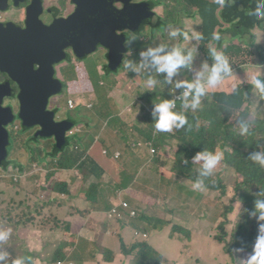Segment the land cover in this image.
Segmentation results:
<instances>
[{
	"label": "rangeland",
	"instance_id": "374dc122",
	"mask_svg": "<svg viewBox=\"0 0 264 264\" xmlns=\"http://www.w3.org/2000/svg\"><path fill=\"white\" fill-rule=\"evenodd\" d=\"M172 5L166 3L165 5L157 7L156 17L157 21H168L169 14L172 12ZM179 28L182 32H188L189 36L193 31L199 32V25H203V20L198 17L197 19H184ZM257 24V26H256ZM254 26V39L257 43L264 42L262 35L264 34V29H258V27L263 26V23L257 22ZM202 28V27H201ZM157 31L153 33L154 37H157V42L162 41L161 34L165 33L161 30V26H157ZM203 39L196 41L194 45V56L191 66L183 68L182 70V80L193 81L191 76L186 73H192L193 77L201 71L202 65L208 63L211 66L213 58L208 57V53L211 55V48L216 47L217 43L212 44L207 32L201 33ZM169 36V35H168ZM141 35H133V39L129 40L126 44L128 48L126 60L136 59L140 57L138 39ZM170 37V36H169ZM227 39L232 38V35L227 34ZM184 41L183 36L177 38H172V42L176 43L180 40ZM252 39V38H250ZM193 39L187 40L190 46L193 43ZM249 40L235 39L233 41L223 42L217 50H226L227 47H236L245 49L243 55L239 56L242 65L238 63L237 68L234 69L236 73H243L246 76L259 74V70L262 69V63L259 58H253L249 51L251 47L247 43ZM108 50H100L95 53L94 56L88 58L85 63H81L80 67L84 68L87 65L88 72L91 73V78L94 83L100 82V75H96V70L101 69L102 66L106 65L104 54ZM109 58V57H108ZM110 61V60H109ZM86 64V65H85ZM138 66V65H137ZM62 68V73L64 72V80L66 84L70 81L78 80V74L75 69H65ZM110 70H113L111 61L109 62ZM65 69V70H64ZM197 70L194 74L193 72ZM64 70V71H63ZM133 71V70H132ZM141 71V70H140ZM140 71H135L136 77L133 80L127 82V78L120 76V83L116 101L126 107V115L124 119L129 123L145 124L149 120H152L153 113L150 111H142L140 109L134 110L130 106L135 103V98L132 96V92L135 90L138 84H143V79L140 76ZM109 72V71H108ZM80 74V72H79ZM234 75V76H235ZM61 76V75H60ZM78 87H70L68 84L67 92L63 95V101L57 105L58 113L56 114V120L64 122L65 119H70L71 115L67 113L68 100L72 99L75 105H82L83 109L72 110L71 113L74 116L76 114L77 120H79V115L81 116L82 126H75V130L79 129V135L81 136H93L94 138L102 139L103 143L99 144L97 147L90 149V152L102 161H108L106 158V150L109 147H113V153H120L118 160H122L125 157H133L139 159L143 156L147 163L152 162V157L154 156V150H149L145 147V142L142 145L125 146L122 139H135L139 140V133L134 125L126 124L121 132L111 129L108 126L107 121H100L97 118L87 124L88 119L84 118V115L88 113V108H93L92 105L83 104L85 100L83 94L77 91ZM176 88H174L175 90ZM256 92V91H255ZM125 94L126 97L131 100L124 103L122 97ZM258 93V92H257ZM57 101V100H56ZM55 101V102H56ZM257 97L253 98V105H247L244 109H236L231 107L229 109L230 119L229 121L223 123L221 119L212 121L211 119L205 120L204 117L199 119V128L196 129L195 134H205L207 137L211 138L217 142L215 149H206L209 151H218V148L224 147V141L222 139L223 129L219 128V125L223 123L226 127H232L231 133L234 134L231 142L228 146L224 147L226 150H230L234 153L235 157L231 158L230 161L223 160L221 162V171H214L212 176L209 178L214 179L215 183L220 181L221 184L218 188H214L210 191V187L203 181V186L206 191L193 190L192 185L199 180V169L201 164L196 166L193 164L191 170L192 179L187 182L189 188L188 190H177L168 191L166 189H160V194L154 192L149 184L151 182L159 183L160 176L152 172L146 165L142 166L137 160L130 163L132 171H141L138 174L130 173L125 171L124 179L122 182L116 184L111 182L110 178L103 176L101 179L95 180L91 175L88 177V181L85 180L84 184L74 183L69 176V171L67 173L68 179V191L67 200L63 201L59 198L58 188H54L57 181H61L65 178L64 174L60 171H53L52 169H46L38 166L37 164H31L33 159L41 160L45 159L44 165L51 163V157L41 155L42 151L47 153L52 152L53 141L46 140L42 138L38 143H34L30 140V145L24 146V143L29 136V134H24L18 137V143L13 144L11 155L9 161L13 164L4 170L0 168V227L11 228L12 235L9 240L0 246V251H5L9 253L8 260L11 262L13 259L18 257H24L26 261L28 259H33L34 264H46L47 260H51L56 254L53 253L55 247L61 241H67L69 234H66L62 229L58 233H47L39 231L33 227H30L29 221L33 220L40 221L42 216L38 214L37 206L43 203L45 206L53 205L54 201L58 203L61 207L56 211L57 216L63 218L67 217L68 208L70 206H81L84 208L85 201L81 198L84 193H88L91 189V185H96L98 189V205L107 204V202L112 205L109 210L105 206H101L99 209L96 207L92 210V214L88 218L75 217L71 220V233H81L83 235H94L96 232L103 230L106 227H111L113 221L116 218L124 217V208L131 213L133 218L138 216L137 212H141L144 220L143 227L151 228L149 220L151 217L158 218L163 224H165L167 231H171L174 227L185 230V232H178L179 246L177 247L178 254L185 249L186 240L190 237L187 231L196 229L198 235L202 238L199 240L192 241V249H188V254L185 255L179 262V264H242L243 260L247 258L248 255L244 254L241 250L232 252L231 248L236 241V234L230 231V225L232 223L239 224L244 221L243 216L246 214L245 202L239 198L238 190L242 185H248L250 183L249 176L244 172L240 171L236 164L245 163L250 161L247 154L244 153L242 158H237L236 147L240 146V139L238 134L240 131V124L247 123L250 126L249 134L242 139L244 147L247 145L248 138L252 135L250 132L254 131V124L249 117L253 113L252 110L257 105ZM201 109V107L199 108ZM196 112V111H195ZM203 113V111H202ZM224 119V118H222ZM90 124H95V129H89ZM141 128L144 126L139 125ZM255 141L249 143L253 148L256 143H260L264 146V137H260L256 132ZM31 138V136H30ZM72 143L75 142L74 138ZM196 140V137H193ZM171 144H174V140H168ZM201 143L199 142L198 145ZM10 151V149H9ZM35 153V155H32ZM226 152L223 153V158H226ZM192 162V161H191ZM252 162V161H250ZM193 163V162H192ZM24 166L25 170L21 171L20 168ZM125 166L127 163L125 161ZM95 166L90 165L87 167L86 172L88 175L95 170ZM54 172L50 179L47 176ZM264 176V172H263ZM93 179V184L92 180ZM84 180V178H83ZM13 181L14 184L11 182ZM53 189V190H51ZM194 193V194H193ZM40 198L42 199H39ZM58 197L57 200H54ZM164 197H168L170 201L167 203L164 201ZM175 199L177 201H175ZM42 209V208H41ZM47 216L44 217L46 219ZM68 218V217H67ZM111 218V221L108 219ZM250 220H252L250 218ZM137 230L144 231L137 226L130 223H115L106 233L103 235L100 242H94L101 252H97L96 249L94 253V262H88L87 264H103L105 260V255L108 249H111L115 253L117 262L112 264H127L126 257L136 261V254L140 253L142 249H135V253L130 251L134 250L135 237L139 238L135 234ZM254 231V230H253ZM168 232H158L157 237H153L152 233H148L149 240L154 247L160 245L162 248L167 245L168 242ZM100 233V232H98ZM97 233V234H98ZM213 234V236L210 235ZM95 248V246H91ZM173 246L168 248V251L173 250Z\"/></svg>",
	"mask_w": 264,
	"mask_h": 264
},
{
	"label": "trees",
	"instance_id": "16d2710c",
	"mask_svg": "<svg viewBox=\"0 0 264 264\" xmlns=\"http://www.w3.org/2000/svg\"><path fill=\"white\" fill-rule=\"evenodd\" d=\"M153 1L157 3L156 0ZM171 2L174 3L176 7L172 8V12L169 14L168 21H164L163 24L172 23L175 25H180L183 22L181 18L185 16H188L194 20L200 17L203 20V25L202 28H200L199 33L207 32L210 39L212 40V44L217 43L216 48H219L223 42L228 43L229 41H233L235 39L249 40L247 43L251 49L248 51L253 58H259V61L262 63L263 67L259 70V74L264 76V46L255 43V39L252 35V33L255 31L254 25L257 22L264 24V21H258L254 16L249 14L250 11L254 9L253 6H255L256 0H234L230 5L226 4L223 8L211 0H171ZM155 6V4H152V7ZM258 29L263 30L264 27L260 26ZM213 32L220 33V41H214L212 39ZM153 33L154 32H150L147 34L144 42H141L140 39H138L140 53L147 51V49L150 47L154 48L160 46L157 42V37H154ZM227 34L232 35V38L228 39L229 41L225 40L227 39ZM262 39H264V34L262 35ZM181 41H183V39ZM195 42L196 40L193 41L191 49H194ZM174 44L175 43L172 42V39H169L167 44L168 49L170 50ZM99 49H97V51ZM219 51H222L229 57L232 71L235 69L238 63H243L239 56L247 52L245 49L232 46L227 47L225 51L221 49H219ZM92 55L94 54L88 55L84 58H78V63H73L65 68L71 70L75 69L78 74V80L70 81L65 86L68 87L69 84L70 87H78L77 91L83 94L85 98L83 104H87V108L89 105L93 106V108H88V113L84 115V118L88 119L87 124L91 123L94 118H97L103 122L107 121L109 128L115 129L118 132H121L126 124L134 125L136 130H138L140 139L135 140L125 138L123 140L122 138L124 136L122 135L121 140L125 143V146L136 145V147L145 142V147H147L149 150H154L152 162L147 163L143 156H140L139 159L130 156L125 157L122 160L115 161L113 159L114 153L112 146L107 149L109 154L106 155V158L108 161H102L93 155L90 152V149L103 143V140L96 139L90 135L81 136L79 135L80 131L78 129V131L73 135L68 133L69 138L67 140V145L66 142H64L60 148L55 146L50 154L46 151H42L40 153L41 155L51 157V163L44 165L43 163L45 162V159H42L41 162L40 160L38 161L33 159L31 164H37L40 167L52 169L54 172L60 171L61 173L75 169L73 172L78 175L79 173L77 171H79L82 177L73 175L72 181L80 185L84 184L85 180L88 179L90 175L96 179H101L103 176H107L110 178L111 182L118 184L123 181V172L125 171H129L130 173L134 174L140 173V171L137 172L131 170L130 163L134 160H137L140 165H146L152 172L160 176L159 183L151 182L149 184L150 188L154 192L160 194L159 191L162 188L168 191H177L183 189L188 190L189 186L187 182L191 181L192 179L191 170L193 168V164L195 166L197 165V163L194 162L195 155L199 152L205 151L206 149H215L217 146V142L207 137L205 132L203 134H195L196 129L199 128V119L201 117H204L205 120L209 118L212 121L221 119L223 123H225L230 119V117H226V119L225 116L229 114V109L231 107L242 110L247 105L252 106L253 102L251 101V98L253 99L254 97H257L258 99L257 105L253 109H251V107L249 108V110L253 111L251 117L249 118L254 121V131L250 132L252 135L248 138L247 145L245 147L242 143V139H244L245 136L238 134L241 145L236 147V156L237 158H242L244 153H246L247 157H249L253 151L264 150V146H262L260 143H256L253 148L249 144L255 141V132L260 137H264V97H261L259 93L255 92L252 86L249 84L252 76H246V74L243 73H236L235 76L226 77L221 85L217 86V88L213 90H209L208 94L201 99V109H197L196 112L188 110L185 113L189 124L191 125L190 128L186 125L185 128L179 130L174 129L171 133H160L157 132L154 127L155 118L149 120L145 124L127 122L124 119V116L126 115L125 111L128 105L123 106L116 101L118 93L121 92L117 89L120 83V76L126 77L127 82H129L130 79L133 80L134 77H136V73L135 71H132V68L126 69L124 67L125 61L128 60H126V58H122L120 66L116 69L115 60L112 62V59H110L114 69L110 70L109 68V72L106 68L104 70L97 69L96 75H100L101 80L100 82L94 83L91 78V73L87 70V65L85 64L86 66L84 68L80 67V64L85 63V61L88 59L87 57L91 58ZM108 57L111 58V56ZM208 57L212 58L210 52L208 53ZM129 62H131L134 66H137L142 61L141 58L138 57L134 60L130 59ZM212 63H214V60ZM140 70V76L143 79V84H138L135 90L131 93L135 98V103L130 106L132 109H140L145 112L150 111L153 113L155 103L160 102V100H175L174 85L175 82L178 81L177 75L173 77L172 83H167L165 74L156 73L154 69L150 68H142ZM196 72L197 70L195 69L193 73L195 74ZM186 74L189 75L188 78H190V76L192 79L196 78L192 76V73L190 75V72ZM149 76L156 78L158 81V85L153 90H148L144 87V80H146ZM179 90L181 93H183V89ZM64 92L66 93L67 89ZM122 99L124 103L131 100L130 98L126 97L125 94L123 95ZM182 104L183 101L178 103L175 109L177 112L182 111ZM77 109L81 110L83 109V106L81 104L79 106L75 105L74 110ZM69 122V131L74 129V127L77 125H79V127L82 126L80 115L79 120H77L76 114L74 116L71 115ZM223 123L219 125V128L223 129L222 139L224 141V147H226L230 144L232 140L231 138L234 137V134L231 133L232 127H226ZM139 125L144 126L145 129L141 128ZM88 127L89 129H95L96 126L95 124H90ZM27 130L28 129L23 127V131L19 136H22ZM193 137H196L195 141L193 140ZM71 138H74V143H72ZM171 139L174 140V144H171L168 141ZM199 142L201 143L200 145H198ZM14 143H18V137L16 136L10 142L9 157L11 155ZM28 145H30V135L27 137L24 143L25 147ZM65 146L66 148L62 150V148ZM224 147L218 148V151L222 153L226 152L227 154L226 158H223L222 161H230L231 158L235 157V155H231V153L234 152L228 149L226 150ZM32 155H35V153H32ZM9 157L3 162L4 165L2 166V169L4 170H8V168L13 164V162L9 161ZM125 161L127 163V167L125 166ZM90 165H93L96 168L88 175L86 169ZM236 167L249 176L250 183L248 185H242L238 190V196L245 202L246 206V214L243 216V218H247H244V221L240 222L239 224L234 222L230 225V231L236 234V241L235 244L229 249L232 252L241 250L244 254L249 255L257 238L259 225L260 223H264L258 221L257 216L253 215V213L256 211L255 201L257 199H264V196L260 195V193L264 192V168H261L250 161L242 163L241 165L237 163ZM20 170H25V167L22 166ZM216 171H221V163L218 165ZM54 172L49 174L47 179H50ZM198 179H203V181L210 187V191H212L214 188H218V186L221 184L220 181L215 183L214 179L212 178L201 177L200 171ZM11 183L14 184L13 181ZM54 188H58L59 194H69L68 181L66 182L65 179L57 181V184ZM81 198L85 201L84 208H81V206H70L67 212L68 218H61L57 216L56 211L61 207L57 202L54 201V204L49 206H45L43 203H40L37 206V210L38 214L42 216V219L40 221H36V219L33 217V220L29 221L30 227H33L39 231L58 233V231L62 229L66 234L71 236L67 241H61L55 247L53 253L56 254L51 260H47L46 264H58V262L63 261L67 263L75 262L77 264H87L88 262H94L93 255L95 252L93 251L96 249L97 252H101V248L95 245L94 242L99 243L102 236L106 235L108 230L115 223H118L119 221L122 222L120 218H116L111 224V227H106L103 230L98 231L100 233L96 232L94 235L71 233L72 218H88L92 214V210L98 205L99 198L97 186L91 185L90 191L88 193H84ZM39 199H41L40 196ZM163 199L167 203L170 201L168 197H164ZM175 201L177 200L175 199ZM45 216H47L46 219H44ZM250 218L252 220H250ZM108 221H111V218L108 219ZM128 221H130V218L127 215L126 222ZM143 221H145L144 217L142 213L139 212L138 218L136 220H132L130 224H133L144 230H137L138 232L152 233L153 237L155 238H158V232H168L165 224H163L158 218H150L148 222L151 228L145 229L143 227ZM180 231L185 232V230L179 229L177 227H174L171 231H169L167 245H165L163 248L160 245L154 247L148 239L149 236L145 237L144 234L137 235L139 238L135 237L136 242L134 245V250L130 252L134 254L135 249L137 248L142 249V251L135 256L137 262L126 257L125 260L127 264H172L174 259L178 256L177 247L179 246L178 241L180 238L177 234ZM186 233H188L190 237L185 243V255L188 254L189 248L192 249V241L202 238L201 235H198L196 229L187 231ZM210 235L213 236L212 233H210ZM91 246H95V248L93 249ZM172 246L174 247L173 250L168 251V248ZM107 253L108 255H105V260L107 263L111 264L117 262L113 250L108 249ZM8 264H11L9 260ZM26 264H34L33 259H28Z\"/></svg>",
	"mask_w": 264,
	"mask_h": 264
},
{
	"label": "flooded vegetation",
	"instance_id": "af4514ba",
	"mask_svg": "<svg viewBox=\"0 0 264 264\" xmlns=\"http://www.w3.org/2000/svg\"><path fill=\"white\" fill-rule=\"evenodd\" d=\"M156 1L158 5L153 0H133L131 4L150 2L156 5L154 7L156 12L157 7L164 5V0ZM126 4H129L126 0H116L114 8L122 10ZM78 8V0H0V103L5 109L11 108L14 115L0 109V132L4 135V122L14 118L6 127L10 142L15 136L19 137L24 127L28 129L24 134H29L30 140L35 143L42 138L51 140L54 144L52 150L55 146L60 148L64 142L67 145L70 125H65L55 117L58 113L57 105L63 101V95L66 94L64 91L67 89L62 68L78 63V56L72 48L66 49L68 58L54 65L55 75L51 79V66L58 58L45 57L41 43L39 55L33 54L31 35H34L32 37L34 42H41L47 31L53 30L58 23L70 19ZM146 27L151 32L158 30L157 26ZM146 32L147 29H137L133 32L127 31L126 34L129 39H133V35L139 33L141 35L139 39L143 42V34ZM100 50L105 49L100 48L97 52ZM104 57L107 64L101 69L106 68L109 71V60L113 56L108 58V52H105ZM31 73L40 80L42 78L46 80V82L43 80L44 83L39 82V86L35 88L42 90L41 96L28 93ZM57 79L63 82L64 91L56 96H45V83H50L55 89ZM66 111L70 112L68 109ZM64 122H67V119ZM24 124L32 126L27 128ZM36 124L37 126H34ZM65 148L66 146L62 150ZM3 165L4 163L0 164V168Z\"/></svg>",
	"mask_w": 264,
	"mask_h": 264
},
{
	"label": "clouds",
	"instance_id": "9594fccd",
	"mask_svg": "<svg viewBox=\"0 0 264 264\" xmlns=\"http://www.w3.org/2000/svg\"><path fill=\"white\" fill-rule=\"evenodd\" d=\"M212 2L218 4L221 8L225 7L226 4L230 5L234 0H211ZM150 3V2H148ZM166 3H170L175 8L176 5L171 2V0H164V5ZM152 5V3H150ZM254 9L250 11V15L254 16L258 21H264V0H256ZM154 10V8H153ZM155 12V10H154ZM184 19H192L188 16L183 17ZM159 21L153 26H161V30L165 33V35H160L162 41L158 42L159 47H150L147 51H143L140 53L141 63L138 66H134L131 62L125 61L124 67L132 68L133 71H140L142 68H150L154 69L156 73L165 74L166 82L172 83L173 77L177 75L178 81L175 82V100L164 99L160 100V102L155 103L153 108V117L155 118V130L160 133H171L174 129L179 130L185 128L187 125L189 128L191 125L189 124L188 118L186 116V112L188 110L196 111L201 107V99L205 97L209 90H213L217 88V86L221 85L226 77L234 76L235 72L232 71L231 63L229 57L225 55L222 51L217 50L216 47L211 48V55L214 60V63L209 66L208 63H204L202 65L201 71L196 74V78L193 81L185 80L183 81L182 70L183 68L189 67L192 64L194 49H191L187 40L193 39L196 41H200L203 39V36L199 32L193 31L191 36H189L188 32H182L179 28L180 25H175L172 23H165ZM164 25V26H163ZM148 25H144L139 30L147 29V32L143 34V42L146 39V35L151 31ZM163 26V28H162ZM199 27H196L199 29ZM155 32V31H154ZM170 37H169V36ZM183 36L184 41H178L174 44L171 49H168L169 39L177 38L179 36ZM249 35V34H248ZM254 37V35H253ZM212 39L214 41H220L221 35L219 32L212 33ZM132 40L128 38V41ZM228 40V39H225ZM229 41V40H228ZM255 43L257 40L255 39ZM258 45H263V42L257 43ZM187 49V50H186ZM127 55V54H126ZM125 55V58H126ZM242 65V64H240ZM238 66V65H237ZM237 66L235 68H237ZM263 68V67H262ZM249 84L252 86L253 90L258 92L261 97H264V76L260 74H256L252 76L249 81ZM158 85V81L156 78L149 76L146 80H144V87L148 90H153ZM179 89H183V93L180 92ZM190 98V99H189ZM72 99H69V101ZM68 101V110L69 114L72 115L71 111L75 109V102L73 101V108H70ZM182 111L177 112L175 109L179 102H182ZM253 102V99L251 98ZM229 118L230 114H227L225 118ZM226 118V119H227ZM69 121V119H67ZM72 129L70 132L74 131ZM78 131V129H76ZM74 131V132H77ZM250 126L247 123L240 124L239 134L241 136H246L249 134ZM69 132V134H70ZM143 146V144H141ZM108 151L106 150V155H108ZM120 157V153L116 156V153L113 156V159L117 161ZM223 159V153L220 151H209L205 150L199 152L194 157V162L197 164H201L199 169L201 177H209L214 174V171L217 169L218 165L221 163ZM250 161L254 164L258 165L261 168H264V150L261 151H253L251 155L248 157ZM202 162V163H201ZM193 190L206 191L203 186V179L197 180L192 185ZM261 196H264V192L260 193ZM60 199L66 200L67 194L62 193L59 194ZM58 199V197H57ZM56 197L54 200H57ZM255 212L253 215L257 216L258 221L264 222V199H257L255 201ZM139 215V212H137ZM129 216L130 221L126 222V216ZM133 218L131 213L124 208V217L120 218L122 223H131L132 220H136ZM120 222V221H119ZM136 235L144 234L145 237H148V233H141L136 231ZM12 235V229L0 227V246L5 244L9 237ZM8 256L9 253L5 251H0V264H8ZM185 256V250L182 253L178 254V256L174 259L172 264H179L180 260ZM11 264H26V259L24 257H18L11 261ZM58 264H69L67 262H58ZM75 264V263H73ZM242 264H264V223H260L258 229V235L255 240V243L252 247L251 253L247 256L245 260H243Z\"/></svg>",
	"mask_w": 264,
	"mask_h": 264
},
{
	"label": "water",
	"instance_id": "95a60500",
	"mask_svg": "<svg viewBox=\"0 0 264 264\" xmlns=\"http://www.w3.org/2000/svg\"><path fill=\"white\" fill-rule=\"evenodd\" d=\"M114 1L116 0H78L79 8L74 15L70 19L58 23L53 30L47 31L41 42H34L32 40L34 35H31L33 54L39 55V45L41 43L43 51H45V57L58 58L51 66V79L55 75L54 65L67 60L68 55L65 50L68 48H72L78 58L95 54L100 47L108 50V56H113L112 62L115 60L117 69L128 51L126 32H133L144 25L153 26L158 23L156 13L153 10L154 7L150 3L131 4L133 0H126L129 4H126L122 10H117L114 8ZM43 80L45 79L40 80L31 73V80L28 82V93L41 96L42 90L35 88L39 86V82L44 83ZM55 82V89L51 87L50 83H45V96L52 97L62 92L63 82L58 79ZM0 109L7 114L10 112L14 116L12 109L3 108L1 103ZM46 112L50 114L48 111ZM13 121L14 118L5 121L3 125L4 135L0 132L1 165L9 157L10 136L6 127ZM63 123L70 125L69 121ZM24 126L31 128L32 125L24 124ZM34 126H37V124Z\"/></svg>",
	"mask_w": 264,
	"mask_h": 264
},
{
	"label": "crops",
	"instance_id": "0c3cea01",
	"mask_svg": "<svg viewBox=\"0 0 264 264\" xmlns=\"http://www.w3.org/2000/svg\"><path fill=\"white\" fill-rule=\"evenodd\" d=\"M96 139H98V138H96ZM74 170H75V169H74ZM74 170H70V171H69V176L71 177V179H72V176H73V175H75V176H77V177H82L79 171L76 170V171L79 173L78 175H76V174L73 172ZM140 172H141V171H140ZM67 173H68V171H64V172H63L64 176H66V177L64 178V179L66 180V182L68 181V179H67ZM84 178H85V177H84ZM88 180H90V179H86V181H88ZM91 180H92V183H91V184H93L94 181H93V179H91ZM95 180H98V179L95 178ZM60 200L65 201L64 199H60ZM66 200H67V199H66ZM112 202H113V201H112ZM112 202H111V203L107 202V204L97 206L96 209H97V208L99 209L101 206H105L106 209L109 210V208H110L111 205H112ZM97 248H98V247H97ZM182 251H183V250H182ZM182 251L180 252V254L182 253ZM73 263H75V262H73ZM75 264H77V263H75ZM103 264H109V263H107L106 261H104ZM111 264H112V263H111Z\"/></svg>",
	"mask_w": 264,
	"mask_h": 264
},
{
	"label": "built area",
	"instance_id": "2783aa9c",
	"mask_svg": "<svg viewBox=\"0 0 264 264\" xmlns=\"http://www.w3.org/2000/svg\"><path fill=\"white\" fill-rule=\"evenodd\" d=\"M69 106H70V108H73V101L72 100L69 101ZM74 133L75 132L72 131V132H70V135H73ZM69 264H73V263H69Z\"/></svg>",
	"mask_w": 264,
	"mask_h": 264
}]
</instances>
